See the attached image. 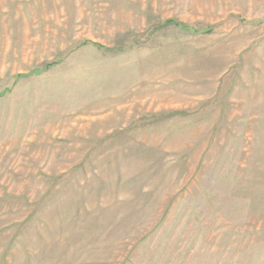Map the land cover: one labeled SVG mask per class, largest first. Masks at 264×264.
Returning a JSON list of instances; mask_svg holds the SVG:
<instances>
[{"label": "rangeland", "instance_id": "1", "mask_svg": "<svg viewBox=\"0 0 264 264\" xmlns=\"http://www.w3.org/2000/svg\"><path fill=\"white\" fill-rule=\"evenodd\" d=\"M0 264H264V0H0Z\"/></svg>", "mask_w": 264, "mask_h": 264}]
</instances>
